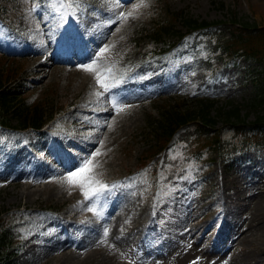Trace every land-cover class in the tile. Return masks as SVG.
<instances>
[{"label": "rangeland", "instance_id": "obj_1", "mask_svg": "<svg viewBox=\"0 0 264 264\" xmlns=\"http://www.w3.org/2000/svg\"><path fill=\"white\" fill-rule=\"evenodd\" d=\"M86 1L71 19L64 0H0L3 77L18 69L29 88L23 98L39 106L44 127L61 117L67 131L57 139L51 131L46 144L0 151V210L23 211L25 217L12 233L14 264H264V150L218 120L222 147L202 160L183 153L196 134L191 127L180 131L165 153L149 159L164 113L178 104L187 111L197 109L200 101H212L211 114L217 117L219 109L233 102L249 115L248 122L264 114L260 107H246L262 95L257 85L263 69L242 57L227 62L214 54L215 43L229 39L231 28L221 25L214 36L197 38L182 18L171 19L182 12L200 22L236 20L264 27V0H131L126 6L122 0ZM113 17L123 19L111 42L104 43ZM160 19L172 22L193 43L191 53L166 73L145 63L154 22ZM58 35L78 45L73 51L77 58L99 55L98 49L105 48L100 62L125 81L114 90L124 100L119 110L104 95L111 113L98 127L84 125L88 129L80 131L77 119L103 89L93 74L54 62L52 41ZM47 60L57 68H40ZM22 121L14 116L10 123L17 128L24 126ZM90 145L94 147L86 152L83 148ZM93 149L98 152L89 157L90 166L97 179L116 187L87 210L94 198L86 201L64 177ZM143 162L151 173H143ZM156 173L157 181L151 176ZM15 194L23 199L16 201ZM228 210L236 223L228 224L243 232L245 240L241 235L235 239L236 233L224 235Z\"/></svg>", "mask_w": 264, "mask_h": 264}, {"label": "trees", "instance_id": "obj_2", "mask_svg": "<svg viewBox=\"0 0 264 264\" xmlns=\"http://www.w3.org/2000/svg\"><path fill=\"white\" fill-rule=\"evenodd\" d=\"M75 4V0H71ZM182 18L183 24L192 35H199L200 38L212 36L216 31V24H226L221 22H200L191 18L184 17V13H176L171 19L177 20ZM231 26L234 28L231 31L229 40L219 42L220 49L223 50L226 58L239 57L248 62H255L263 70L260 74L263 80L257 85L261 90L260 98H255L251 104L246 107L257 109L260 107L264 111V27H258L247 22L236 23L233 21ZM176 36L178 39L175 43L170 40V37ZM183 33L178 32L173 23L168 24L157 23L154 31L152 48L150 50V62L158 63L163 68H168L174 65L179 54L184 53L183 48L189 47V40L183 39ZM154 46V47H153ZM262 72V73H261ZM15 71H10L6 80L12 78L13 82L10 85H5L1 78L0 70V141L8 142L13 145L23 142V136L17 129L11 126L10 117L18 116L23 119V123L27 126L29 123L28 116H32L34 130L28 132L29 139L33 142L44 139L43 133H38L42 127L39 121L42 117L39 116V107H32L28 101L22 100L23 94L26 93L25 81L17 78ZM216 103L200 102L199 107L187 111H172L164 114L165 118L160 123V132L155 133L156 144L150 152L151 157H156L160 153L166 151L169 143L174 139L182 129L190 127L195 128V137L187 145L186 156L202 159L206 151L217 149L221 145L222 136L221 130L218 128V120H222L223 124L231 126L238 135H242L244 139L254 141L255 145L264 147V114L258 113L255 120L248 122V116L242 113L241 105H236L233 102L227 108L218 110L217 117L211 114V110ZM260 111V110H259ZM61 128V123L58 125ZM21 215L11 211L0 210V264H14L12 260L14 253L12 248L11 227L20 221Z\"/></svg>", "mask_w": 264, "mask_h": 264}, {"label": "snow or ice", "instance_id": "obj_3", "mask_svg": "<svg viewBox=\"0 0 264 264\" xmlns=\"http://www.w3.org/2000/svg\"><path fill=\"white\" fill-rule=\"evenodd\" d=\"M117 19H123V17H113L112 20L109 21V23H114ZM104 51H106V49L103 47L98 49L99 55L95 53L90 62H88L86 65L81 66V70L94 75V79L99 88L103 89L104 93L110 94L108 96V102L111 104V107L115 110H119V108L124 104V100L118 99V94L114 93L112 90L114 88H118L122 84V81L115 78L110 68L104 63L100 62V57L103 55ZM96 95L99 97L101 93H97ZM97 107H104V103H98ZM108 119L111 120L112 117L109 116ZM98 126L99 125H97V127ZM97 152L98 149H93V152L89 153L88 157L80 158V164L78 168L74 171L69 172L64 177L69 187L75 186L80 188L81 194L84 196L86 201L94 198V202L87 210L95 209L97 207V202H99L102 197L104 199L109 198L111 191L116 187L115 185H113L110 188L108 185L103 184L97 179L94 172V166H90L92 165V160L89 158ZM105 192H107L109 195L105 196ZM96 215L99 216L100 213L97 212ZM104 235L107 236V230H105ZM100 242L102 243L104 241ZM193 264H195V262H193Z\"/></svg>", "mask_w": 264, "mask_h": 264}, {"label": "bare ground", "instance_id": "obj_4", "mask_svg": "<svg viewBox=\"0 0 264 264\" xmlns=\"http://www.w3.org/2000/svg\"><path fill=\"white\" fill-rule=\"evenodd\" d=\"M130 1L131 0H122L124 6H126L127 3H129ZM260 10L264 11V6H262ZM119 23H120V20L117 19L116 22L110 24L108 31L106 32V35H105L104 43H106V42L110 43L111 42V40H112L111 37L115 33L114 31L116 30ZM65 47H66L65 44H63V47H58L57 52H56V56H54V57H56L54 59V62L66 65L67 70H70V71H77V72L82 71L81 66L86 65L88 62H90L94 56L91 52H89L87 55H85V56L82 55L81 57L77 58L75 55L71 54L70 52L67 53ZM36 56H38V54L34 55V57H36ZM27 57H30V56L28 55ZM39 66H40V68H44V69L48 68L49 70H53V69L57 68L56 66L49 67L48 60L46 62H43L42 64L40 63ZM82 73L86 76L91 75V73H86L84 71H82ZM44 77H46V75H44ZM90 85H91V83H89V84L86 83V86H90ZM121 87L122 86H119L118 88H114L112 91L114 92V90H120ZM97 93H101V92L98 91ZM104 95L106 97H108L110 94L101 93V95L99 97H97L98 101L94 105H91V104L86 105V107L83 110L82 116L77 119L78 120L77 121L78 122L77 127L80 129V131H86L88 129V127H84V125H91V124L97 125L98 123L104 124V122L107 120V116L110 115L111 109L109 108V103L107 102V100L104 101V98H103ZM101 102L104 103V107H97L98 103H101ZM74 142L77 144L78 147L81 146V142H79L78 140H75ZM92 147H94V146L90 145V147L83 148V149L86 152H88L89 149H91ZM21 195L23 196V194H21ZM19 198L21 199L22 197H20L18 194L14 195V199L16 201H19L20 200ZM36 200L37 199H35L34 201H36ZM230 215H231V211L228 210V213L225 217L227 224L225 225V228L223 229V233L226 237L228 235L232 236L236 233L235 232L236 229L234 227L231 228V225L228 224L229 222L234 223L231 220ZM86 218H89V217L86 216L85 219ZM234 224H236V223H234ZM86 231H94V228L87 227ZM242 234H243V232L238 231L236 233L235 239H237L238 236L241 235V236H239V239L245 240L247 237L242 236ZM84 246H85L84 243H80V248H83Z\"/></svg>", "mask_w": 264, "mask_h": 264}]
</instances>
